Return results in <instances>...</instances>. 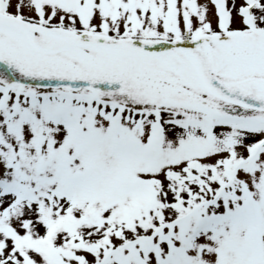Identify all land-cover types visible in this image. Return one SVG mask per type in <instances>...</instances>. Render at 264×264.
Here are the masks:
<instances>
[{
    "label": "snow or ice",
    "instance_id": "6c2138e0",
    "mask_svg": "<svg viewBox=\"0 0 264 264\" xmlns=\"http://www.w3.org/2000/svg\"><path fill=\"white\" fill-rule=\"evenodd\" d=\"M0 264H264V0H0Z\"/></svg>",
    "mask_w": 264,
    "mask_h": 264
}]
</instances>
